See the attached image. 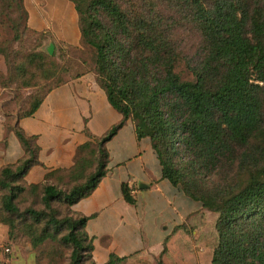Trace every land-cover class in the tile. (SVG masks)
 <instances>
[{
    "label": "trees",
    "instance_id": "obj_1",
    "mask_svg": "<svg viewBox=\"0 0 264 264\" xmlns=\"http://www.w3.org/2000/svg\"><path fill=\"white\" fill-rule=\"evenodd\" d=\"M7 1L26 16L23 0ZM69 1L81 42L92 51L90 73L123 120L100 138L86 132L89 141L79 148L74 167L36 185L24 178L38 164L37 138L9 126L24 156L0 170V223L9 235L24 227L34 245L56 239L67 227L62 241L72 247L71 264H95L87 218L72 207L96 189L108 162L105 145L134 118L150 132L162 177L199 203L200 215H218L211 264H264V0ZM183 32L194 35L195 45L184 58ZM35 58L39 70L55 66L54 56ZM180 60L192 80L176 73ZM84 76L50 88L19 119L33 116L53 89ZM225 168L235 172L232 182L222 178ZM123 195L134 204L127 186ZM60 202L70 211L65 218L54 209ZM191 225L177 227L174 236ZM3 254L9 258L5 249ZM140 254L112 255L106 264Z\"/></svg>",
    "mask_w": 264,
    "mask_h": 264
},
{
    "label": "crops",
    "instance_id": "obj_2",
    "mask_svg": "<svg viewBox=\"0 0 264 264\" xmlns=\"http://www.w3.org/2000/svg\"><path fill=\"white\" fill-rule=\"evenodd\" d=\"M31 3L25 0L32 29L45 32L57 21L59 40L79 44L78 14L71 1L36 0L38 6ZM10 118L0 113V170L24 156L16 133L8 129ZM122 120V114L110 105L93 76L53 89L33 116L17 120L26 136L37 138L39 148L38 164L28 171L25 182L40 184L54 172L73 168L79 148L89 141L86 132L100 138ZM105 147V176L89 197L73 206L74 212L87 218L85 230L92 239L97 264H106L112 255L160 254L164 242L175 237L177 227L186 222L197 224L206 216L200 215L199 203L162 177L150 132L141 122L128 119ZM124 186L134 204L125 200ZM7 248L11 255L8 259L3 254ZM0 264H22L17 240H11L9 228L2 223Z\"/></svg>",
    "mask_w": 264,
    "mask_h": 264
},
{
    "label": "rangeland",
    "instance_id": "obj_3",
    "mask_svg": "<svg viewBox=\"0 0 264 264\" xmlns=\"http://www.w3.org/2000/svg\"><path fill=\"white\" fill-rule=\"evenodd\" d=\"M28 1L38 6L36 0ZM22 5L26 10V16L21 14L16 2L0 0V113L11 117L8 125L10 127L17 125V120H20L19 118L29 111L36 101L42 99L50 88L84 74V77H92L90 72L93 70L92 51L82 44L81 39L78 45L60 41L56 33L60 28L57 21H53L54 27L45 32L32 29L29 26L25 0ZM40 5L43 6V3ZM179 39L182 41V58L190 56L195 50L194 35L183 32ZM50 46L54 47L53 55L48 53ZM37 54L54 56L55 66H45L39 70L40 62L35 58ZM176 73L184 81L192 80L184 60L177 64ZM223 172L222 178L230 182L235 180L234 171L225 168ZM247 178L245 174L240 176L242 180ZM83 182L84 180H81L77 184L81 185ZM54 209L59 218H65L70 214L68 206L63 202L55 204ZM217 217L218 215L214 213L203 216L197 226L191 225L186 233L176 235L164 245L162 257L153 253H142L116 264H159L160 261L163 264H211L212 248L216 244L214 225ZM68 232L65 227L56 239L46 240L40 245H34L32 236L24 227L13 230L10 238L17 240L22 252V264H71L72 247L62 241L63 235ZM207 241L212 242L213 246L206 245ZM88 256L84 254V260ZM91 262L85 261L83 264ZM93 262L97 264L94 257Z\"/></svg>",
    "mask_w": 264,
    "mask_h": 264
},
{
    "label": "water",
    "instance_id": "obj_4",
    "mask_svg": "<svg viewBox=\"0 0 264 264\" xmlns=\"http://www.w3.org/2000/svg\"><path fill=\"white\" fill-rule=\"evenodd\" d=\"M53 52H54V47L53 46H50L49 50H48V53L50 55H53Z\"/></svg>",
    "mask_w": 264,
    "mask_h": 264
},
{
    "label": "built area",
    "instance_id": "obj_5",
    "mask_svg": "<svg viewBox=\"0 0 264 264\" xmlns=\"http://www.w3.org/2000/svg\"><path fill=\"white\" fill-rule=\"evenodd\" d=\"M5 252L6 253H10V250L7 248V249H5Z\"/></svg>",
    "mask_w": 264,
    "mask_h": 264
}]
</instances>
